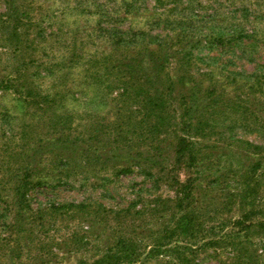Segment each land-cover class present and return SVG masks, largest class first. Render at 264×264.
Masks as SVG:
<instances>
[{
    "label": "rangeland",
    "instance_id": "obj_1",
    "mask_svg": "<svg viewBox=\"0 0 264 264\" xmlns=\"http://www.w3.org/2000/svg\"><path fill=\"white\" fill-rule=\"evenodd\" d=\"M259 80L264 0H0V264H264Z\"/></svg>",
    "mask_w": 264,
    "mask_h": 264
},
{
    "label": "trees",
    "instance_id": "obj_2",
    "mask_svg": "<svg viewBox=\"0 0 264 264\" xmlns=\"http://www.w3.org/2000/svg\"><path fill=\"white\" fill-rule=\"evenodd\" d=\"M257 92H258V94L261 96V97H263L264 96V82L263 81H260L259 80V83L257 84ZM249 193L252 191V189L250 188V189H248L247 190ZM254 191V190H253ZM244 218H247V216H244ZM246 227V229H252V227H253V225H249V226H245ZM243 238H247V240L249 241V239H250V236L249 235H246L245 237H243ZM130 255H132V254H130ZM129 254L127 255V256H124V255H122V254H118V255H116V256H113L112 258L114 259V262H113V264H121L122 263V259H123V257H125L126 259H128V263H130L131 261H133L132 260V256H130ZM131 259V260H130Z\"/></svg>",
    "mask_w": 264,
    "mask_h": 264
}]
</instances>
